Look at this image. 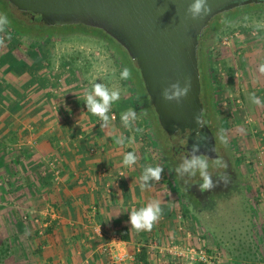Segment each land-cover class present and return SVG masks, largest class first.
<instances>
[{"label":"rangeland","instance_id":"1","mask_svg":"<svg viewBox=\"0 0 264 264\" xmlns=\"http://www.w3.org/2000/svg\"><path fill=\"white\" fill-rule=\"evenodd\" d=\"M7 12L12 16L14 25L23 33H18L9 23L0 28V76L4 67L17 66L23 62L31 69L38 57L42 68L34 72H42V79L39 81L45 82L46 87L52 83L55 89L51 93L48 87V92L44 91L45 97L49 95V98L53 97V101H58L75 92L62 90L68 83L78 86L77 90L80 91L81 87L89 84L90 75L97 73L101 63H108L110 68L116 70V76L98 78L95 83L120 87L122 94L133 102L138 124L146 126L151 133L158 155L165 163L169 176L173 178L187 213L197 222L199 242L205 243L203 246L208 251H215L219 264H264V234L262 225H259V221L264 220V164L260 163L256 155L263 151L260 150L258 136L262 130L260 116L264 114V106L254 105L249 99L251 92L263 97L258 94L263 78L258 67L264 63V58L258 56V50L262 51L264 48V27H257V23L264 22V7L237 12L236 16L225 20L219 26L216 25L221 18L212 22L214 18L209 26L214 29L208 32L202 46L204 62L207 59L209 63L208 68L207 62L205 64L206 71L214 87L210 123L217 131L221 159L226 158L231 162L239 179L236 188L218 192L216 196H211V202H205L203 205L192 203L177 179L174 165L170 163L172 149L166 142L168 136L159 135L156 118L150 109L152 102L143 80L136 82L131 76L127 80L119 79V71L123 67H135L120 47L116 45L125 58L126 66L121 63L112 46L91 32H86L94 28L85 25L74 26L79 30L68 29L70 26H32L17 19L10 9ZM0 14L4 15L1 12ZM41 31L46 33L45 36L39 34ZM26 32L29 34H24ZM56 32L68 33H58L59 35L55 36ZM23 74L30 76V81L34 77L30 70ZM12 75L14 79L10 78L9 81L16 83L15 73L12 72ZM0 88H3L1 84ZM243 89L246 96L243 95ZM66 93L68 95H65ZM3 94L0 89V103L4 105L0 106V251L6 250L0 254V264H18V261L33 255L34 241H42L39 240L38 234L34 235V231L44 226L50 227L48 214H22L24 209L27 212L35 207L44 212L47 204L40 201L26 203L23 208L20 207L17 185V174H20L17 172L18 149L25 138L21 132H30L29 136L32 137L28 142L34 144L36 139L33 134L36 135L44 129H53L56 124L65 129V121L54 124L49 123V120L26 121L25 129L24 122L17 121L16 118L2 121L5 110L14 116L18 114L17 110L13 111V107L6 105ZM236 100L241 102L237 103ZM72 103L74 105L62 104L61 112L66 115L88 112L78 102ZM71 125L73 130L77 131L83 129L85 123L76 120ZM8 152L10 159H7ZM33 174L32 171L31 175ZM37 176L39 179L41 176L45 179L48 170L42 168ZM28 200L30 201L31 197ZM29 228H33L32 234L26 232ZM22 243L24 246L20 247L19 244Z\"/></svg>","mask_w":264,"mask_h":264},{"label":"crops","instance_id":"2","mask_svg":"<svg viewBox=\"0 0 264 264\" xmlns=\"http://www.w3.org/2000/svg\"><path fill=\"white\" fill-rule=\"evenodd\" d=\"M258 56L264 58V48L258 50ZM7 69L4 67L0 76L4 102L9 107L13 106L17 101V92L23 108L15 116L5 110L2 121L16 118L24 122L23 129L27 127L26 121L49 120L52 124L65 121V129L56 124L53 129L33 134L36 139L34 144L28 142L32 137L30 132H21L25 138L18 149L20 207L40 201L47 204L44 212L34 206L35 209L27 212L24 209L22 214H48L50 227L34 231V235H39L42 241H34L33 255L18 261V264H183L166 252L170 245L181 249L188 244L205 245L199 242L197 222L187 213L149 130L138 124L137 118L132 127L123 126L121 113L134 107L130 99L121 92L120 100L111 107L110 125L104 127L100 118L90 112L75 115L61 112L62 104L74 105L72 101L86 110L84 94L85 89L90 88L89 84L79 91L78 86L68 83L62 90L75 92L70 96L66 93L68 96L62 100L53 101V97H45L44 92H48L49 87L53 93V84H47L46 88L40 85L42 72L33 73L34 82H29L31 77L27 74H15V83L9 81L14 77ZM262 76L258 94L264 99V74ZM240 100H236L237 103ZM0 106L4 105L0 103ZM260 117L262 130L258 137L260 150L263 151L256 155L264 164V114ZM76 120L85 123L83 129L73 130L71 123ZM120 137L124 138L123 145L115 143ZM129 151H134L139 157L136 164L130 167L122 163L124 153ZM9 157L10 154L7 159ZM157 164L164 169L161 180L153 181L150 188L141 190L138 178L143 168ZM42 168L48 170L45 179L42 178L44 175L41 179L37 176ZM153 198L161 201L160 218L151 230H135L129 222L128 212L133 207L146 205ZM259 225H262L264 234V220L259 221ZM123 229L128 230L129 241L122 239ZM32 230L29 228L26 232L32 234ZM19 245L24 246L23 243Z\"/></svg>","mask_w":264,"mask_h":264},{"label":"water","instance_id":"3","mask_svg":"<svg viewBox=\"0 0 264 264\" xmlns=\"http://www.w3.org/2000/svg\"><path fill=\"white\" fill-rule=\"evenodd\" d=\"M28 25H85L104 31L129 54L174 156L218 158L216 139L206 124L201 100L199 49L217 16L264 0H208L210 11L193 18V0H3ZM191 80V91L179 103L162 92L173 83ZM200 116V121L195 116ZM197 151L193 152V148Z\"/></svg>","mask_w":264,"mask_h":264},{"label":"clouds","instance_id":"4","mask_svg":"<svg viewBox=\"0 0 264 264\" xmlns=\"http://www.w3.org/2000/svg\"><path fill=\"white\" fill-rule=\"evenodd\" d=\"M193 18L199 17L202 14H207L210 11L208 6V0H193L189 9ZM9 23L5 15L0 14V28H3ZM257 27H264V22H258ZM258 71L264 74V63H261L258 67ZM105 76H116V70L110 68L108 63H101L97 69L96 74H91L89 79L90 88L85 89L84 102L87 105L88 112L98 116L102 122V126L108 127L110 125V110L112 105L120 100L121 91L118 87H109L105 83H95L98 78H104ZM130 76V69L123 67L119 71V79L127 80ZM191 80L186 79L183 86L179 82L171 84L165 88L162 92L163 99L167 102L176 101L180 102L182 98H185L191 91ZM250 102L257 106H264V99L256 95L255 92L249 93ZM136 112L134 109L129 108L128 110L121 113L120 119L124 127L130 128L133 126L136 120ZM195 119L200 121V116L196 115ZM223 138V137H222ZM226 142V141H225ZM115 143L123 145L124 138L120 137ZM197 151L194 147L193 152ZM138 156L134 151L125 152L123 155V165L133 166L138 160ZM217 168H224L226 165L220 159L214 160ZM163 168L160 165H148L143 168L141 175L139 176V186L141 190L148 189L152 186L153 181L161 180V173ZM175 172L178 177L184 178L196 177L197 175L202 178V183H199L201 191H208L212 189L214 185L213 174L209 171V158L205 155H192L191 158L187 156L182 158L176 168ZM218 180H222L227 183L230 179L229 176L223 173H217ZM129 222L131 227L137 231L140 230H151L153 224L160 218L162 214L161 201L157 198H153L146 205L140 206L139 208L133 207L129 212Z\"/></svg>","mask_w":264,"mask_h":264},{"label":"trees","instance_id":"5","mask_svg":"<svg viewBox=\"0 0 264 264\" xmlns=\"http://www.w3.org/2000/svg\"><path fill=\"white\" fill-rule=\"evenodd\" d=\"M255 8V9H261L262 7H264V3H262V4H250V5H247V6H243V7H239V8H237V9H235V10H233V11H230V12H227V13H223V14H221V15H219V16H217L212 22H214L216 19H219V18H221V20L218 22V24L216 25V26H219V25H222V23L225 21V20H230V18H232L233 16H236V13L237 12H239L240 13V11H243V10H248V9H251V8ZM7 10H9V7H8V5H7V3L5 2V1H3V0H0V12L1 13H3L6 17H7V19H8V21H9V25L11 26V28H14L18 33H23V32H21V30L20 29H18L15 25H14V23L12 22V16L10 15H8V12H7ZM14 18V17H13ZM223 20V21H222ZM222 21V22H221ZM221 22V23H220ZM75 26V25H74ZM74 26H70L68 29H70V28H72V30H79L78 28H76V27H74ZM214 29V27L213 28H208L206 31H205V33H204V35H203V38H202V41H201V44H200V49H199V68H200V74H201V84H202V95H201V100H202V102H203V104H204V108H205V114H204V116H205V118H206V121H207V124H208V126H209V128L210 129H212V130H214L212 127H211V123H210V113H211V107H212V103H211V101L213 100V92H214V87H213V85H212V82H211V80H210V78H209V75H208V72L206 71V62H207V68H208V65H209V63H208V61H207V59H206V61L204 62V54H203V49H202V46H203V43H204V41H205V39H206V37H207V34H208V32L210 31V30H213ZM69 31H71V30H69ZM71 32H75V31H71ZM86 32H91L95 37H97V38H99V39H101L102 41H105L106 43H107V45H110V46H112V48H113V50L114 51H116V53L118 54V56H119V59L121 60V63L124 65V66H126V63H125V58H124V56L122 55V53L119 51V47L121 48V50L122 51H124L128 56H129V54H128V52L116 41V40H114L112 37H110L108 34H106L104 31H102V30H99V29H91V31H86ZM85 32V33H86ZM67 34L68 32H66V33H61V32H56L54 35L56 36V35H59V34ZM24 34H29V33H24ZM39 34L40 35H44L45 36V32H42L41 31V33L39 32ZM53 36V35H52ZM116 45L118 46V48L116 47ZM35 56L37 57V55L35 54ZM129 58H130V56H129ZM131 59V58H130ZM131 61H132V59H131ZM41 60L37 57V60L35 61V63L33 64V66H32V68L31 69H29L28 68V66H27V64L25 63V62H23V63H19L17 66H9L8 67V69H7V72H9V73H15V74H23V73H25V72H29V70H30V72H33L34 73V71H39L42 67H41ZM133 62V61H132ZM134 64V63H133ZM127 67V66H126ZM35 72V73H36ZM130 76H131V78L133 79V80H136V82H139V80L141 79L142 80V77H141V74H140V71L136 68V67H132V69H130ZM29 82H34V77H32V80L31 81H29ZM41 82V87H43V88H46V84H44L45 82H43V81H40ZM39 82V83H40ZM1 89V92L3 93V89L2 88H0ZM15 94H16V96H17V101L15 102V104H13V106H11V107H13L14 109H13V111L14 110H17V112H19V111H21V109L23 108L22 107V105L19 103L20 102V100H18V95H17V92H15ZM151 108V112H153L152 114L154 115V117L156 118V121H157V125H158V132H159V135L161 136L162 134H164V136H166L167 137V134H166V132L162 129V127L160 126V124H159V121H158V116L156 115V113H155V110H154V108H153V105H151L150 106ZM161 137H163V136H161ZM166 141V140H165ZM170 146H171V144H170V142H169V139H168V137H167V141H166ZM165 142V143H166ZM166 145V144H165ZM168 145V146H169ZM122 239L124 240V241H129L130 240V238H129V235H128V230H126V229H123V231H122ZM4 248H6V247H4ZM4 251H6V250H4ZM4 251H0V254H3L4 253ZM5 255V254H4Z\"/></svg>","mask_w":264,"mask_h":264},{"label":"flooded vegetation","instance_id":"6","mask_svg":"<svg viewBox=\"0 0 264 264\" xmlns=\"http://www.w3.org/2000/svg\"><path fill=\"white\" fill-rule=\"evenodd\" d=\"M205 112L206 111L204 108V114ZM206 124H207V121H206ZM212 132L216 139V151L218 154L217 159H220L223 162V164L226 165V167L224 168H217L214 162V160L216 159L209 161V171L211 174H213V180H214L215 186L208 191H201L199 188V183H202V178H200L198 175L196 177H191V178L186 175L184 178H181V177H178L177 173L175 172L177 179L179 183L181 184L182 188L186 191L188 197L191 198L190 201H192V203H194L195 205H198V204L203 205L205 202L207 203L211 202V199H210L211 196H216L215 194L221 191H228L230 189L233 190L239 185V179L237 177V174L232 168L231 162H229V160H227L226 158L221 159V155L219 154L220 141H219L216 129L212 130ZM171 149H172V146H171ZM170 163L174 165V169H175L180 163H182V158L174 156L172 152V159L170 160ZM223 172H225V174L230 177L227 183L223 182L222 180H218V176L216 175L217 173H223Z\"/></svg>","mask_w":264,"mask_h":264},{"label":"built area","instance_id":"7","mask_svg":"<svg viewBox=\"0 0 264 264\" xmlns=\"http://www.w3.org/2000/svg\"><path fill=\"white\" fill-rule=\"evenodd\" d=\"M224 43H226V39H224ZM166 252L175 256L178 262L183 264H219L215 251H208L201 244H188L182 249L177 245H170Z\"/></svg>","mask_w":264,"mask_h":264}]
</instances>
